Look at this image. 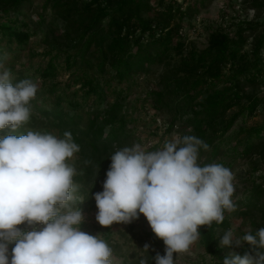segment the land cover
<instances>
[{
    "label": "clouds",
    "instance_id": "clouds-1",
    "mask_svg": "<svg viewBox=\"0 0 264 264\" xmlns=\"http://www.w3.org/2000/svg\"><path fill=\"white\" fill-rule=\"evenodd\" d=\"M5 60L0 57V131L10 132L0 135V264H113L100 234L80 228L77 172L68 163L79 146L70 131L64 138L31 130L17 134L30 120L38 86L28 78L13 82ZM201 148L208 145L195 136L173 135L154 151L140 144L116 149L103 191L94 194L96 221L108 227L143 214L165 245L155 264H175L176 255L199 238L200 226L222 223L225 212L235 209L233 172L221 163L201 165ZM22 224L29 230L17 227ZM219 239L221 247L247 242L264 249V227L242 235L229 228ZM148 249L145 244L143 252ZM139 264H148V256ZM223 264H264V252H231Z\"/></svg>",
    "mask_w": 264,
    "mask_h": 264
},
{
    "label": "rangeland",
    "instance_id": "rangeland-1",
    "mask_svg": "<svg viewBox=\"0 0 264 264\" xmlns=\"http://www.w3.org/2000/svg\"><path fill=\"white\" fill-rule=\"evenodd\" d=\"M89 0H78V5L82 6ZM162 2V3H161ZM194 0H150L151 9L144 13V16L154 21L161 20V13L169 4L182 5V10L187 5H192ZM7 6L0 2V24H8L2 9ZM198 9L191 11L190 15H180L175 13L170 25L180 23V37L184 42L181 51L173 50L164 57L163 62L153 65L148 73H137L127 82L119 83L116 78H112V71L109 65H105V71L99 73L95 66L96 59H92V64L85 70L90 76H95L99 80H110V87L103 82L104 91L101 93V102L94 94H85L80 83L75 81L71 75L72 67L67 70L64 65V52H60L57 57V75L46 79L44 82L40 78L37 69L45 66L51 54L47 53L52 49L53 53L58 49H69L70 41L65 37L66 23L56 13L52 6V0H26L20 8V18L27 24L25 29L29 33V38L25 43L17 44L8 42L0 36V57H6L5 66L11 71L13 80L20 76L25 79H32L38 86V91L32 100V114L29 122L22 126L17 134H26L27 131H40L51 133L61 138L58 129L53 127V121L45 117L40 109L53 106V102L61 96V106L65 112H72L69 101L80 102L77 111L83 118L87 113L94 112L99 116L101 112L108 109L114 102L120 107V114L125 115L126 123L120 147L140 144L149 151L160 148L166 139H171L173 135L193 136V114L187 112L178 114L172 121L175 110L167 107H156L154 96L150 94L153 90L163 88L164 78L172 74L183 75L182 57L188 52L203 51L208 46L209 34L211 31L222 28L229 36L236 38L242 31L245 41L241 48L243 59L235 62H226L221 66V79L218 86L229 84L227 81L235 69L244 68L238 75L237 89L240 98L229 107L222 115L228 119L234 112H237L248 102L257 97L260 103L253 113L245 112L240 114L233 125L224 136L217 139L220 142L219 152L212 157L211 148L200 152L199 163H221L228 167L234 174V194L233 201L235 209L225 212L226 223L217 224L216 237L220 245L219 237L224 231L232 228L238 235L246 231L264 227V139H255L256 147L248 155H242V139L246 131L252 126L264 122V47L259 51L255 50L257 35L264 26V0H205L204 5H197ZM72 31V35H73ZM138 34V32H136ZM75 35V34H74ZM259 58L258 68H253L250 62ZM78 65V64H77ZM73 77V78H72ZM55 85L54 91H50L48 86ZM113 89L117 91H113ZM199 100L197 97L194 102ZM99 101V102H98ZM195 120V118H194ZM202 126L205 128L206 121ZM211 129L208 127V132ZM10 128L0 131V135H6ZM219 132V131H218ZM261 150V151H260ZM75 167L77 174L84 170V161L77 153L68 161ZM111 159L106 160L102 166L109 168ZM74 176V183L78 186L75 193L77 197L76 207L82 210L84 221L80 225L82 231L97 235L104 239L112 250L113 264H128L139 261L142 256H148V264H155L154 257L159 253L165 254L163 241L152 232L147 219L140 214L138 219H133L128 223H113L111 226H101L95 219L97 207L94 194L103 191L102 184L106 179V173H99L96 178L84 183ZM263 190L260 195L257 193L258 202L256 207L250 211L245 210L241 203L243 199L252 196L254 189ZM82 201V202H81ZM81 202V203H80ZM80 203V204H79ZM23 230H29L26 225H18ZM149 245L148 252H143L144 245ZM242 244L239 248H223L224 256H229L231 252L240 255ZM14 247V243L9 245V252ZM256 251L264 252V249L248 251L255 254ZM175 264H223V258L208 254L199 238L192 243L188 252L176 255Z\"/></svg>",
    "mask_w": 264,
    "mask_h": 264
},
{
    "label": "trees",
    "instance_id": "trees-1",
    "mask_svg": "<svg viewBox=\"0 0 264 264\" xmlns=\"http://www.w3.org/2000/svg\"><path fill=\"white\" fill-rule=\"evenodd\" d=\"M26 0H0L6 4L2 9L8 24H0V36L8 42L17 44L25 43L29 33L25 29L27 24L20 18V8ZM162 3V2H161ZM205 4V0H194L192 5H187L182 10V5L176 6L169 3L161 13V20L144 16L151 9L150 0H89L82 6L78 0H52V6L56 13L66 23L65 37L70 41L69 49L58 48L54 53L50 49L47 53L51 56L45 66L37 69L43 82L57 75V57L64 52V65L67 70H72L71 75L80 83L85 94H94L101 102V93L104 91L103 82L110 87V80H99L95 76L86 73V68L96 59L95 66L99 73L105 71V65H109L112 78L119 83L127 82L137 73H148L151 67L163 62L165 56L173 50L181 51L184 42L180 35V23L170 25L176 12L180 15H190L197 5ZM72 31L73 34L72 35ZM138 32V34H136ZM245 38L240 31L236 38L229 36L222 28L210 32L208 46L203 51H190L182 57L183 75L172 74L164 78L161 90L150 92L154 96L156 107H167L175 110L176 115L192 112L193 136L201 139L211 148L214 157L220 148L221 139L230 129L240 114L253 113L260 103L255 97L228 119L222 117L223 113L231 107L236 99L240 98L238 75L244 68H238L228 76L229 84L218 86L221 77V66L226 62H235L243 59L241 48ZM264 47V26L257 35L255 50ZM261 60L257 57L250 62L253 68H258ZM78 64V65H77ZM72 77V78H73ZM23 79L20 76L16 80ZM53 84L48 86L54 91ZM113 91H117L113 89ZM199 97L195 103L194 100ZM62 98L58 96L53 106L40 109L42 114L51 119L53 127L57 128L61 138L65 131H70L73 141L79 146L78 155L84 161V170L76 176L78 180L87 183L99 173L103 172L102 166L110 159V154L119 148L124 134L125 115L120 114V107L114 102L108 109L96 116L94 112H88L84 119L77 111L80 102L69 101L72 112H65L61 106ZM98 101V102H99ZM190 110V111H189ZM206 121L205 128L202 126ZM208 127L211 129L209 132ZM219 131V132H218ZM264 139V122L252 126L243 137L242 155H248L256 147L255 139ZM207 148V149H208ZM264 155V147L261 149ZM260 150V151H261ZM204 149L201 148L200 152ZM252 196L243 199L241 203L245 210L250 211L257 206V193L263 190L257 188ZM256 194V195H255ZM222 223H226L224 220ZM200 226V236L206 253L225 258L223 248L216 237V225ZM221 224V223H219ZM257 229L251 230L255 232ZM257 248L245 242L241 248V254L255 251ZM128 264H139L133 261Z\"/></svg>",
    "mask_w": 264,
    "mask_h": 264
}]
</instances>
